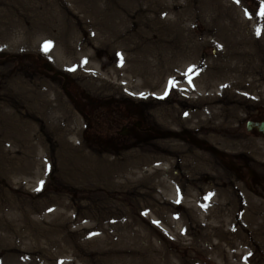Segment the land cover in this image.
<instances>
[{
  "label": "rangeland",
  "instance_id": "1",
  "mask_svg": "<svg viewBox=\"0 0 264 264\" xmlns=\"http://www.w3.org/2000/svg\"><path fill=\"white\" fill-rule=\"evenodd\" d=\"M162 1L181 5L171 9L179 10V13L190 11L192 7L204 8L214 1L226 2ZM227 1L229 4L246 1L259 16L264 12V0ZM145 4L144 0H0V264H23V256L30 257L29 250L24 251L26 247L10 242L15 243L18 225L6 216V209L12 205L11 199L18 198L16 204L21 203L23 188L20 187L13 194L7 193L14 186L3 165L7 153L30 150L32 143V150L47 146L52 153L53 169L40 179L48 182L47 196L63 189V184L57 180V168L54 169L60 159L66 164L90 169L88 161L93 155V164L96 165L93 166L96 170L94 179L100 183L98 187L103 195L106 193L105 197L114 204L127 209L130 218L143 214L147 220L140 216L144 219L142 223L161 227L154 233L150 232L153 236L147 242L146 238L135 241L122 239L129 234L124 229L101 228L102 231L95 234L100 242L85 243L91 250L95 248L99 252L90 254L84 264H165L159 255L164 250L169 251L178 264H189V255L197 256L195 264H228L203 255L200 248L204 245L194 242L195 229L188 232V227L193 223L183 213L186 202L205 201L213 195L207 193L205 188L214 186L215 177L221 181V186L219 209L214 216L224 219V229L233 236L240 235L246 239L243 247L249 258L245 264H264V222L260 224L255 211H264V155L256 152L260 144L264 148V136L246 129L248 120L264 118V84L258 81L254 83L257 89L240 90L243 103L232 122L225 120L223 116L226 113L223 112L212 117V124L221 128V133L229 129L233 137L239 135L238 141L233 140L236 144L232 148L230 143L218 145L206 134L195 130L196 123H179L178 116L174 115L176 110L174 123L169 124L171 118L168 117L164 118L167 122L164 123L158 115L167 101L160 102V96L145 95V90L134 89L132 83L135 75L126 68L120 71L121 65L116 66L110 59V56L113 59V55H116L115 51L95 44L91 36L95 33L84 23L85 16L101 20V11L109 14L115 7L140 8ZM165 13L162 14L163 18ZM209 23L207 14L195 15L185 21V28L186 24L188 28L190 25L193 32L190 36L195 41H203L204 27ZM131 24L132 21L128 25ZM79 43L88 46L91 50L89 55L97 63L82 67L75 62L71 55H74ZM202 52L204 56L214 58L218 50L211 44L206 52ZM259 59L264 61L261 55ZM45 62L51 64L54 71L47 70ZM56 72L67 75L68 79L56 75ZM54 92L58 93L61 106H64L67 124L79 129L75 137L67 134L62 142V134L56 127V114L44 113L49 127L34 115L42 97L47 104L53 105ZM43 93L49 94L43 96ZM173 96L177 98V92H173ZM138 122L139 127L135 125ZM125 131L127 133L123 134ZM23 136L28 141L25 147L19 144ZM40 136H43L44 144L37 146ZM240 142H243V146H240ZM163 146L174 148L173 154L164 155L165 159H161L160 149ZM184 146L214 158L213 166H206L207 172L201 170L195 182L198 184L187 178L191 170L183 165L181 152ZM77 151L82 159L75 161L72 158ZM67 157L70 161H67ZM68 183L70 187L65 188V193L70 200H75L76 183ZM135 189L149 193L143 197L133 195ZM44 195L38 194L39 197L34 199L41 201L45 199ZM170 199H177L173 210L165 212L162 207L158 208L160 205L156 207L157 200L172 201ZM147 200L154 203L153 206L140 210L147 206ZM259 203L262 204L260 208ZM36 215L39 219L40 215L47 214L37 212ZM182 216L183 219L179 221ZM260 216L263 217L261 213ZM164 217L166 223L168 219L176 221L167 225L163 220H158ZM215 219H199V223H213ZM89 235L84 242H89V238L94 236L92 233ZM12 248L18 252V258L10 256ZM70 257L75 264H79L80 256ZM60 259L56 263L59 264ZM25 264L40 263L33 259L32 263Z\"/></svg>",
  "mask_w": 264,
  "mask_h": 264
},
{
  "label": "bare ground",
  "instance_id": "2",
  "mask_svg": "<svg viewBox=\"0 0 264 264\" xmlns=\"http://www.w3.org/2000/svg\"><path fill=\"white\" fill-rule=\"evenodd\" d=\"M144 1L146 4L140 8L120 6L112 8L109 14L101 11L103 14L101 20L85 16V25L95 33L91 35L93 41L99 46H106L115 51L116 55H113V59L110 56V59L116 66L121 65L120 71L126 68L135 75L132 83L134 89L145 90V95L156 94L160 96V102L167 101V105H163L158 115L163 118L164 123L165 117L171 118L169 124L174 123L173 116L176 115L179 123H196L195 130L206 134V137L218 145L225 146L230 143L232 148L236 144L233 140H237L239 135L234 138L229 129L226 133H221V128L212 124V117L223 112L226 113L223 116L225 120L232 122L237 118V110L243 103L240 90L257 89V84L254 83L258 81L264 84V61L259 59V55L264 58V16H259L246 1L240 4H229L227 0L223 2L224 4L214 1L204 8L192 7L189 8L190 11L183 10L180 13L179 10H171L180 7L179 4H168L162 0ZM164 11L166 13L163 18ZM203 14L208 15L210 23L204 27L203 41H195L190 36L193 33L190 25L188 28L186 24L189 32L186 30L185 21ZM131 21L132 24L128 25ZM211 44L218 50L214 58L202 54V51L206 52ZM89 51L91 50L87 45L79 43L74 55L71 56L80 66L90 67V63L95 64L97 61L89 55ZM170 81H175V85L172 86ZM173 92H177V98L173 96ZM49 93H43V96ZM41 100L34 115L49 127L44 113L56 114V127L62 134L61 142L64 141L65 135L73 134L75 137L79 133L77 126L67 124L68 117L65 116L58 93L54 92L53 105L47 104L43 97ZM175 110L177 112L174 114ZM42 137H39L37 146L44 144ZM20 138L22 140L17 142L25 147L28 141L24 140V136ZM32 145L34 144H30V150L27 151L7 153L6 163L3 165L4 172L9 180H13L14 186V189L8 190L7 193L13 194L20 187L23 188L21 203L16 204L18 198L11 199L12 205H8L6 209V216L18 225L15 243L10 242L12 245L26 247L24 251L29 250L30 257L23 256V264L32 263L33 259L40 264H58L56 262L59 258H61L59 264H75L70 256L73 258L80 256L79 264H84L90 254L99 252L95 248L91 250L85 243L100 242V238L98 239L95 234L102 231L101 228L124 229L129 234L122 239L135 241L138 238H146L145 242L152 238L151 231L154 233L161 228L153 223H148L149 225L142 223L143 218L147 220L143 214L140 215L143 218L140 216L130 218L131 214L129 215L127 209L114 204L105 197L106 193L103 195L98 187L100 183L94 179L96 170L93 166L96 165L93 164V155L88 161L90 169L72 163L66 164L60 159L54 169L57 168V180L63 184L61 186L63 189L47 196L48 182L40 179L53 169L52 153L47 146L46 148L39 146L34 151ZM240 146H243V142H240ZM183 149L181 152L183 165L191 170L187 178L195 183L201 170L207 172L206 166H213L214 158L207 153H199L190 146H184ZM71 150L73 152V148ZM263 151V145L260 144L256 152L264 155ZM160 152L161 159H165L164 155L173 154L174 148L163 146ZM72 159L80 160L82 156L77 151ZM67 161H70L68 157ZM68 182L76 183L75 200H70L65 193L67 190L65 188L70 187ZM37 184H39L37 190H34ZM213 185L205 188L207 193L213 194L207 200L186 202L183 213L187 215L189 222L193 223L188 227V232L195 229L194 242L204 245L200 250L206 258L208 255L209 259L213 258L219 262L245 264L249 258L243 247L246 239L240 235L233 236L230 231L224 229V219L214 216L217 215L219 209L217 205L220 202L221 181L218 177L214 178ZM30 189L33 191H28ZM43 192L45 199L41 201L34 199L38 194H44ZM132 193L143 197L149 192L135 189ZM14 194L19 196L18 193ZM170 200L172 201L157 200L156 207L160 205L158 208L162 207L165 212L173 210L177 199ZM147 202V206L140 210L151 208L154 204L150 200ZM255 211L261 224L264 222V214L261 217L258 209ZM37 212H45L47 215H40L38 219ZM161 218L158 220H163L167 225L176 221L168 219L166 223L165 217ZM182 219L183 216L179 221ZM199 219L215 220L213 223L209 221L204 224L199 223ZM91 233L94 236L89 238V242H84L83 240ZM12 249L10 256L18 258V252L15 248ZM159 255L165 260V264H178L169 251L164 250ZM196 258L197 256L189 255L187 262L195 264Z\"/></svg>",
  "mask_w": 264,
  "mask_h": 264
},
{
  "label": "water",
  "instance_id": "3",
  "mask_svg": "<svg viewBox=\"0 0 264 264\" xmlns=\"http://www.w3.org/2000/svg\"><path fill=\"white\" fill-rule=\"evenodd\" d=\"M260 130L264 131V122H261L259 124L256 125ZM252 127V126H250Z\"/></svg>",
  "mask_w": 264,
  "mask_h": 264
},
{
  "label": "snow or ice",
  "instance_id": "4",
  "mask_svg": "<svg viewBox=\"0 0 264 264\" xmlns=\"http://www.w3.org/2000/svg\"><path fill=\"white\" fill-rule=\"evenodd\" d=\"M261 15H264V12H261ZM259 34V33H258ZM47 50V46H45V51ZM170 84L172 85V86H174L175 85V81H170Z\"/></svg>",
  "mask_w": 264,
  "mask_h": 264
}]
</instances>
